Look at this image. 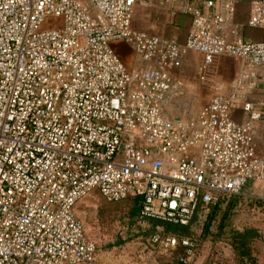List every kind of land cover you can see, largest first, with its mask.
<instances>
[{"label": "built area", "instance_id": "1", "mask_svg": "<svg viewBox=\"0 0 264 264\" xmlns=\"http://www.w3.org/2000/svg\"><path fill=\"white\" fill-rule=\"evenodd\" d=\"M0 0V264H96V245L74 212L96 190L107 202L139 198L137 222L188 225L199 204L264 183V152L253 121L264 117L248 99L255 67H264V35L226 39L218 31L234 10L221 0ZM141 4L191 20L184 41L132 25ZM55 18L61 22L51 26ZM49 25V27H44ZM248 25H264L254 0ZM122 41L138 65L128 69L112 44ZM201 54L200 79L221 55L245 62L229 93L220 86L199 110L171 116L178 90L171 71L187 52ZM240 98L248 119L230 109ZM152 245L183 249L196 264L201 238L154 225ZM215 236L199 264H237Z\"/></svg>", "mask_w": 264, "mask_h": 264}, {"label": "rangeland", "instance_id": "2", "mask_svg": "<svg viewBox=\"0 0 264 264\" xmlns=\"http://www.w3.org/2000/svg\"><path fill=\"white\" fill-rule=\"evenodd\" d=\"M157 10L159 9L137 4L132 16L133 27L162 35L160 31L161 28L168 26V17L166 12ZM60 22V18H55L51 26ZM44 27H49V25H44ZM112 47L122 59L126 58L124 62L130 68L129 59L132 60L135 57L132 48L122 41L114 42ZM197 66L196 69L185 72L188 71L191 76L198 79ZM205 101V96L196 91L180 90L166 103V111L171 116L193 115ZM224 199L225 202L219 207L208 226H205L208 211L202 208L196 212V219L190 229L192 235L201 238L203 242L202 252L198 255L196 264L201 262L202 256L207 252V246L215 236L226 242L227 253L233 255L235 259L229 240L220 233L217 227L228 199L234 200L235 205L227 220L229 225L223 232L227 233L228 227L239 230L246 227H257L264 232V204L247 202L239 194L233 198L224 196ZM129 209L128 201L107 202L96 190L91 191L75 204L74 212L82 222L86 236L96 245V264H161L176 259L181 254V251L176 249L168 251L152 245L153 229L150 223L145 227L140 226L137 217L132 218L128 215ZM250 248L253 255L264 257V234L263 238L252 241Z\"/></svg>", "mask_w": 264, "mask_h": 264}, {"label": "crops", "instance_id": "3", "mask_svg": "<svg viewBox=\"0 0 264 264\" xmlns=\"http://www.w3.org/2000/svg\"><path fill=\"white\" fill-rule=\"evenodd\" d=\"M212 1L214 2V5L210 8L205 7L202 3H199V6L204 12L209 14L221 11V0ZM233 1L234 10L227 16L226 21L218 32L228 40L235 37H240L244 40L261 39L264 35V25L259 27H251L248 25L251 4L254 0ZM149 8L159 9L164 13L166 12L165 14L168 17V26L161 28L160 32L162 35H166L178 41L185 40L191 24V20L188 15L181 14L177 10H168L167 12L166 10L158 7ZM159 10L157 11L159 12ZM201 58L200 53L189 51L183 57L181 67L171 71L174 81L178 83V90L173 95L177 94L180 90L186 92L196 91L197 93L204 95L207 101L211 94L214 93L216 86H220V91L223 93H229L235 77L243 68L246 67L245 62L237 57L221 55L216 57L213 63L208 67L205 79H195V76H191L188 71L196 69L197 64L199 66L201 62ZM124 59L126 60L125 57ZM124 59H122L123 62ZM128 63L130 68H128V66L126 67L130 70L138 65V60L134 57L132 60L129 59ZM186 70L188 71L185 72ZM254 71L258 77V81L256 87L247 93L248 99L252 102L255 108L260 109L264 113V67H255ZM230 114L237 122H243L248 119L249 116L248 112L243 110L240 98L234 99L230 109ZM253 130L255 149L256 152L261 155L264 152V117L253 121ZM239 196L247 202H260L263 205L264 183L257 180H249L243 186ZM261 232L264 234L262 230ZM255 257L256 259L258 258V264H264V257H258L257 255Z\"/></svg>", "mask_w": 264, "mask_h": 264}, {"label": "trees", "instance_id": "4", "mask_svg": "<svg viewBox=\"0 0 264 264\" xmlns=\"http://www.w3.org/2000/svg\"><path fill=\"white\" fill-rule=\"evenodd\" d=\"M235 196H232V198ZM121 201H128L130 203V209H129L128 215L132 218L137 217L138 212H139V207H140L139 198L132 197V198H127ZM233 201L234 200H231V199H228L226 201L223 207L222 213L220 215L217 227L220 229L219 230L220 233L222 235H225L227 239L229 240L230 245L233 249L235 261L237 264H258L256 257L253 255L251 251L250 243L256 239L263 238V234L260 230L254 227H246L241 230L228 227L227 233L223 232V230H225V227L229 225L227 220L229 219L230 214L235 205V202ZM224 202H225V199L224 197H222L217 203L209 204L206 207H203L201 204H199L197 208L195 209L192 219L188 225L161 222L157 219H149V223L152 229H154V225H156L157 223H162L166 231L176 233V234H182V235H192L190 227L196 219L197 210L204 208L208 211L207 220L205 223V226H208L210 221L215 217V213H217V211L219 210V207ZM175 249L181 251V254H179V256L176 259H173V260L171 259L170 261L168 260V262H164L161 264H180L179 257L183 254V249L181 247H177Z\"/></svg>", "mask_w": 264, "mask_h": 264}]
</instances>
